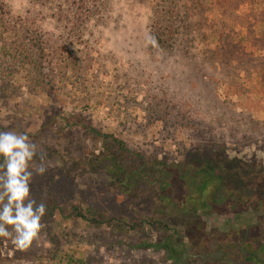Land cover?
Returning a JSON list of instances; mask_svg holds the SVG:
<instances>
[{
    "label": "rangeland",
    "instance_id": "1",
    "mask_svg": "<svg viewBox=\"0 0 264 264\" xmlns=\"http://www.w3.org/2000/svg\"><path fill=\"white\" fill-rule=\"evenodd\" d=\"M92 128L152 160L213 145L264 162V0H0V131L37 146L29 198L46 205L27 247L0 237V264H187L141 247L184 235L187 219L169 209L167 232L136 225L155 215L156 191L115 186L117 145ZM198 220L209 240L196 245L209 247L257 216ZM235 258L189 264H264V244Z\"/></svg>",
    "mask_w": 264,
    "mask_h": 264
},
{
    "label": "trees",
    "instance_id": "2",
    "mask_svg": "<svg viewBox=\"0 0 264 264\" xmlns=\"http://www.w3.org/2000/svg\"><path fill=\"white\" fill-rule=\"evenodd\" d=\"M155 24V37L160 42L162 38L158 33V21ZM92 131L100 137L111 138L117 145L114 148L108 143L106 154L107 160H111L110 163L107 161V168L115 186L133 198H138L143 190L156 191L154 193L157 194L159 207L155 215L141 219L136 225L155 226L167 232L171 214L175 213L177 219H187L184 235L178 230L175 236L168 235L159 243L145 242L141 247L166 249L168 255L187 264L196 259L228 254L233 259L240 254L242 260L241 256L250 254L252 258L255 252L261 250L264 244L263 161L249 163L238 157H229L213 145L210 148L197 147L190 150L180 162L152 160L134 153L118 138L103 134L95 128ZM131 155H135L138 162L126 164L125 160ZM97 160L99 163L103 161ZM2 162L3 157L0 156V163ZM169 209L174 212L170 214ZM249 211L256 213L255 222L243 223L224 235L217 234L209 247L196 245L202 239L207 242L209 240L204 236L206 224L198 220L201 216L233 214L242 218ZM91 221L110 223L105 217L101 220L93 217ZM189 247L196 249L189 253Z\"/></svg>",
    "mask_w": 264,
    "mask_h": 264
},
{
    "label": "clouds",
    "instance_id": "3",
    "mask_svg": "<svg viewBox=\"0 0 264 264\" xmlns=\"http://www.w3.org/2000/svg\"><path fill=\"white\" fill-rule=\"evenodd\" d=\"M36 155L37 146L27 133L0 131V237L10 238L20 247H27L38 235L46 212L45 204L29 198L30 162ZM34 171L43 174L46 169L34 167Z\"/></svg>",
    "mask_w": 264,
    "mask_h": 264
}]
</instances>
